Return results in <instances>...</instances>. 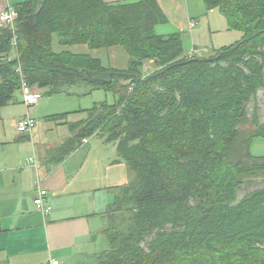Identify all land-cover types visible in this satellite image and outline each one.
<instances>
[{"label": "trees", "instance_id": "16d2710c", "mask_svg": "<svg viewBox=\"0 0 264 264\" xmlns=\"http://www.w3.org/2000/svg\"><path fill=\"white\" fill-rule=\"evenodd\" d=\"M203 1L245 33L210 58L184 56L179 34L156 33L168 22L158 0H27L13 7L16 34L0 30V111L21 91L18 66L32 89L54 94L84 83L120 96L71 124L74 137L57 149L63 160L83 139L106 134L134 175L105 213L109 250L96 264H264V187L238 199L248 181L264 178V157L250 152L264 139L256 105L264 96V0ZM54 36L62 47L120 46L130 72L69 49L55 53ZM151 59L159 70L143 78ZM246 123L254 131L241 141ZM120 214L132 219L125 232L116 229Z\"/></svg>", "mask_w": 264, "mask_h": 264}, {"label": "crops", "instance_id": "0c3cea01", "mask_svg": "<svg viewBox=\"0 0 264 264\" xmlns=\"http://www.w3.org/2000/svg\"><path fill=\"white\" fill-rule=\"evenodd\" d=\"M25 1L0 0V12ZM158 2L169 16L182 9L186 0ZM192 20L197 23V19ZM3 26L0 23V30ZM6 112L2 113L6 115ZM5 120L13 123L15 119L6 115ZM56 121L62 123L60 118ZM74 135L71 132L69 137L34 145L30 153L29 149L19 150L11 143L28 142V137L35 140L34 133L5 136L4 143H9L6 146H10L13 155L8 164L6 151L0 154V264H48L51 260L59 264H96V255L108 250L105 213L114 203L118 188L129 184L133 173L119 157L114 159L111 152H104L113 144L107 141L106 134L94 135L102 138L101 144H93L86 154L80 153L82 146L89 143L83 144V140L75 151L61 160L57 149ZM5 148L8 147L3 150ZM32 152L37 167L27 161ZM13 170L14 174H9ZM38 185L48 192L46 200L51 210L47 215L42 214L34 202ZM97 234L99 239H95Z\"/></svg>", "mask_w": 264, "mask_h": 264}, {"label": "rangeland", "instance_id": "374dc122", "mask_svg": "<svg viewBox=\"0 0 264 264\" xmlns=\"http://www.w3.org/2000/svg\"><path fill=\"white\" fill-rule=\"evenodd\" d=\"M184 3L185 6H183L182 9H179V11L175 13L171 12V15L168 16V22L166 24H160L156 27V33L158 35L168 36L171 34H179L181 36L184 56L195 55L200 58H210L213 57L222 48H227L229 46L238 44L244 39L245 37V33L243 31L244 29L241 30L236 28L234 29L230 28L226 16L219 9L215 8L213 10H208L203 0H186V2ZM186 7L188 11L186 10ZM177 15H179L178 19H176ZM188 17H189V21H188ZM192 19H197V23ZM192 22L195 23L194 26H191ZM2 25L10 29L9 25L5 23H2ZM15 29H16V21H15ZM54 37L55 38L53 42V51L55 53H61L69 49L71 50L72 53L75 54H88L93 58H97L98 60H100L104 68H108V70L112 71L113 73L130 72L129 70L130 57L128 53L120 46H116L112 48L95 49V50H91L87 46L62 47L59 44L57 36ZM194 50L195 52L193 53ZM9 57L12 59L13 58L17 59L16 52L12 50ZM178 59L180 60L181 58ZM157 64L158 63H156L154 59L144 61V64L140 68L141 72L139 73V75L141 76V73H143L142 77L145 78L149 76V74L158 71L159 68H157ZM133 85L134 83H132L131 85L129 84L126 85L128 91H132V87H134ZM21 86H22V82H21ZM150 88L154 89L157 88V86L152 85ZM33 91L36 94L40 95L38 103L31 109V112H33V118L36 119L37 121V126L33 131L35 140L34 137L33 139L28 137L29 138L27 139L28 142L14 141L13 143H11L13 146H15L14 148L16 149L23 151H27L29 149V153H30V148H32L34 145L41 144L42 142L47 144L49 143V141L50 142L56 141L62 139L64 136H68V135L70 136L71 135V132L69 130L70 123H74V122L76 123L81 120H85L89 118L90 113L97 106H100L102 104L114 105L120 101V96L117 95L113 90L105 89L101 87L94 88L84 83L74 84L65 91L54 94L49 93L50 92L49 88H45L41 90L34 87ZM254 104L255 102H252L249 105L250 114L252 112ZM256 105L259 108L261 122H264V96L262 92H259ZM1 111L2 112L7 111L6 115L11 116V119H15L14 122L12 123L11 121L10 123H7L5 120L6 115ZM1 111H0V154H2L3 151H6L8 157L5 160L6 162L8 161L9 164L10 163L9 159L13 154L12 151L10 150L11 149L10 146H6L9 145V143H4L5 142L4 138L7 134L9 136L20 135L18 132V123L20 119H22L27 113V108L23 100V92L22 91L18 92L15 96L14 103L12 102V104L3 107ZM60 115L61 116L64 115V116L63 118H60L61 120L60 122L62 123L58 124L56 121L57 119H54V117ZM253 131H254V127L252 125L247 123L244 124L240 129L241 141L242 140L247 141L251 137V133ZM38 132H40L39 136H38ZM88 138L89 139L85 138L87 140L84 141L83 144H86L88 141L89 143L82 146L83 148L80 151L81 154L82 153L86 154L87 153L86 151L89 148H91L93 144L94 145L101 144L100 141L102 138L100 137L95 138L94 136H92ZM248 145L249 144L246 143V147ZM4 147H8V148H5V150H3ZM107 147H108L107 150H105L104 152H106V154H109L111 152L113 158L114 159L117 158L118 156L115 150L116 149L115 145L109 144ZM231 149H234L236 152H240L242 149L245 148L239 146L238 144H234L231 146ZM96 152H98V150ZM250 152L255 157H264V139L257 138L253 140L250 145ZM33 156L34 153L32 152L31 157ZM19 169L21 168H18V170ZM18 170L15 171V173H18ZM9 174L13 175L14 170L13 173H9ZM132 179H130L128 183L131 182ZM261 187H264V178L248 181L238 192V199H241L247 193ZM114 201H115V197L113 198L112 202ZM131 220H132L131 218L129 219V214L118 215L116 221L117 223L116 229L125 232L127 228L131 225ZM98 237L99 234L95 236V239ZM103 239H105V236H103ZM100 243L101 241L99 240V244ZM92 258L95 257L92 256ZM92 258L91 260L93 261Z\"/></svg>", "mask_w": 264, "mask_h": 264}, {"label": "built area", "instance_id": "2783aa9c", "mask_svg": "<svg viewBox=\"0 0 264 264\" xmlns=\"http://www.w3.org/2000/svg\"><path fill=\"white\" fill-rule=\"evenodd\" d=\"M16 18H17V13L15 9L12 7H7L6 9H4V11L0 13V22L9 25L13 34H16V29H15ZM194 25L195 23L192 22L191 26ZM14 44H15V37H14ZM194 52L195 50L193 51V53ZM189 57L192 56L189 55ZM17 72L21 76V82H22L21 91L23 92V100L27 108L26 115L18 123V132L24 135H31L37 126V121L36 119L33 118V112H31V109L38 103L40 95L36 94L33 91V89L30 87L28 81L25 79L21 66H18ZM86 140L87 139H85L84 141ZM28 163L34 167H37V160L35 157H31L28 160ZM47 196H48L47 190L43 189L42 187H40V185H38V195L35 198L34 202L37 209L44 215H47L51 210V207L47 204V200H46ZM48 264H59V261L51 260Z\"/></svg>", "mask_w": 264, "mask_h": 264}]
</instances>
